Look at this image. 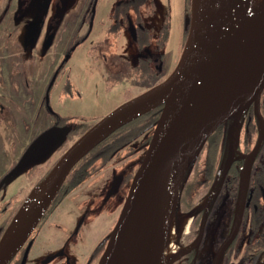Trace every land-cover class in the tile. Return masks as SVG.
<instances>
[{"label":"rangeland","instance_id":"374dc122","mask_svg":"<svg viewBox=\"0 0 264 264\" xmlns=\"http://www.w3.org/2000/svg\"><path fill=\"white\" fill-rule=\"evenodd\" d=\"M94 1L52 0L48 17L45 19L46 26L42 33L38 34V25L44 18L42 16L44 10L39 9V0H0V83L4 85V89L9 88L15 93L21 116L20 132L17 138L11 136L14 135L11 129L4 131L6 130L4 123H0V208L8 204V211L12 208L20 209L31 191L48 178L72 143L101 117L109 114L125 101L164 83L179 63L185 44L184 19L191 17L189 0H151L149 6L152 14L149 10L145 23L155 34H161L164 31L165 43L163 49L158 50L156 42L152 41L141 51L132 29L119 33L115 44L111 38L107 42L104 41V31L107 26L102 23L106 22L104 21L107 19L106 13L108 9H112L117 0H99V14L89 37L83 41L85 35L89 33V18ZM263 5L264 0H256L251 5L250 14L254 15V9ZM142 12L144 13L145 10L143 9ZM47 26H51L49 32L54 33V39L49 46H46ZM101 42H104V46ZM100 43L101 46L98 47L97 44ZM110 44H114L115 48L114 45L107 46ZM113 52L117 59H112ZM140 56L149 59L155 76H148L146 80L137 79L130 73L131 71H128L138 64ZM114 60L119 62L115 63ZM107 68L114 71L120 69L128 74L125 79L117 81L108 76L105 71ZM55 72L59 74L48 94L50 105L61 116L73 117L74 120L53 128L50 134L37 143L8 181L3 183L4 177L19 162L26 148L42 135V132L55 125V119L48 113L45 106L46 90L50 87L49 82L53 79ZM66 81L71 83L72 98L66 97L63 92V84ZM77 92L80 93H78L80 97ZM3 102L13 107L15 104L14 101L3 100ZM5 108L8 109L7 106ZM153 109L161 114V105ZM11 114L17 113L11 111ZM22 119H26L24 123L29 128L26 134ZM155 124L156 120H153L148 129L131 136L130 145H127V149L122 150L118 156L105 163L104 172L101 171L83 183L68 197V200L64 201V206L50 218V225L72 226L82 214L83 210L80 206L85 204V201L95 202L92 198H96L95 203L99 206L101 198L105 196L100 180L104 177H102L103 173L106 175L107 169L116 168L117 173H122L123 170L119 169L122 165L126 170H130L129 177H134L147 152ZM78 125L85 127L83 132L77 136L71 135L72 128ZM238 129V126H234L230 135L232 136ZM204 147L205 145L198 152L193 153L190 165L183 175L172 228L164 245L166 252L189 249L191 244L192 232L190 231L197 220L198 210L201 209L198 206L200 207L204 198H207L205 188L201 186L204 176L197 175L198 167L205 165L207 154ZM130 178L127 179L126 187L121 190V194L115 200L116 221L132 183ZM74 198H78V206L71 203L77 200ZM96 209H100V206ZM229 210L227 209V214ZM64 211L69 214L62 219ZM103 216L100 215L98 222ZM248 222L249 217L245 223L247 228ZM111 225L112 223L103 231H101L102 228H98V231H101L99 238L111 229ZM247 228L244 229V237H247ZM179 245L182 246L179 248Z\"/></svg>","mask_w":264,"mask_h":264},{"label":"flooded vegetation","instance_id":"af4514ba","mask_svg":"<svg viewBox=\"0 0 264 264\" xmlns=\"http://www.w3.org/2000/svg\"><path fill=\"white\" fill-rule=\"evenodd\" d=\"M189 1L192 5V0ZM41 2L42 0H39V9L44 10L41 7ZM98 2L99 0L94 1L89 18V33L85 35L83 41L89 37L96 17L99 14ZM150 2L151 0H117L112 9H108L106 13L107 19L104 20L106 22L102 23L104 26H107L104 31V41L107 42L111 38L114 43L119 33L132 29L138 45L140 42L150 39L156 42L158 50H162L165 42V32L162 31L161 34H155L152 28L145 23L149 10L150 14H152L149 6ZM143 9L145 10L144 13L142 12ZM48 14L45 16L43 11L42 16L44 18L38 25V34H41L44 30L46 26L45 19L48 17ZM185 20L186 17L184 19L186 42L189 28L186 27ZM47 28L46 38L47 41L50 39V42L47 43L46 41V46H49L54 39V33L49 32L51 26H47ZM101 43L103 44L104 42ZM101 43L97 44V46H101ZM148 45H139V51ZM113 47L115 48V45ZM114 56H116L115 52H113L111 57L112 59H117ZM144 60L148 59L140 56L138 64L133 68L137 66L141 67ZM114 62L117 63L119 61L114 60ZM118 70L105 69L108 76L115 78L117 81L125 79L128 73L126 74L120 69ZM58 74L59 72L54 73L53 79L49 82V86L51 85V87L50 89L48 87L45 94L46 110L55 119V127L52 126L44 131H49V134L53 128L60 127V124L74 120L73 117L61 116L50 105L48 94H50ZM3 87L4 85L0 83V110L2 111L0 113V123H4V128L6 129L4 131L11 129L14 133L11 136L17 138L20 132L19 119L21 118L18 101L13 90L9 88L4 89ZM71 87V83L67 81L63 84V92L66 97H73ZM3 100H8V102L14 101V107L8 103L5 104ZM161 107L163 106L161 105ZM4 111L6 112L5 114ZM11 111L17 114H11ZM25 117L27 118L28 116ZM24 120L26 119H22L23 123ZM232 125L233 127L238 126L241 133L236 143L237 149H234L232 162L228 166ZM23 128L26 134L29 128H27L25 123L23 124ZM84 128L82 125L74 126L70 134L77 136L80 132H83ZM108 144L109 142L95 147L84 159L75 164L33 234L8 264H99L107 244V238L116 223L115 200L121 194V190L126 187L127 179L130 178V170H126L121 165L119 169L123 170L122 173H117L116 168L112 170L107 169L106 175L101 173L102 177L104 176L100 181L102 182L105 196L101 198L99 203L100 209H96V207H99L95 203L96 198H92L95 202L87 203L85 201V204L80 206L83 210L82 214L72 226L63 224L50 225V218L58 209L64 206V201L68 200V197L76 189L80 188L83 183L101 171L104 172L105 163L118 156L122 150L127 149L126 146H129L130 142L126 143L123 147L115 149L112 154L110 152V144ZM204 148L207 154L205 165L204 167H198L197 175L201 176L203 174L204 176L201 186L205 188L207 198H204L203 204L200 207L198 206L201 209L198 210L197 220L190 231V233L192 232V239L189 249L176 260L177 262H174L175 264H262L264 260V91L260 96L259 106L256 107L253 104L238 120L235 121L233 119L221 125L209 137ZM252 153L254 154V158L251 166L249 186L245 197L241 198V176L247 163L244 155ZM16 165L17 163L12 169ZM99 165L100 167L98 168ZM118 180L117 191L109 194L113 184ZM131 180H133V176L130 178ZM96 191L98 192V190ZM224 196L225 198H223ZM74 199L77 200L71 203L74 206H78V198ZM7 205H3L0 212V239L7 229L3 230L5 220L13 209L8 211ZM93 206L96 207L93 208ZM243 207L244 211L241 222L238 223L241 208ZM93 209L96 210L93 211ZM227 209L231 210H229V214H227ZM68 214L69 212L64 211L61 218L64 219ZM100 215L104 216L98 222ZM111 216L112 219H110ZM248 217L249 226L247 228L245 223ZM111 223V229L102 238H99L100 232L105 230L104 228L107 226L109 227ZM98 228H102V230L98 231ZM245 228L248 229L247 237H244L243 234ZM231 233H234L233 239L222 250L221 254L218 255L219 249ZM181 246L179 245V248Z\"/></svg>","mask_w":264,"mask_h":264},{"label":"water","instance_id":"95a60500","mask_svg":"<svg viewBox=\"0 0 264 264\" xmlns=\"http://www.w3.org/2000/svg\"><path fill=\"white\" fill-rule=\"evenodd\" d=\"M51 2L52 0H42L41 2V7L44 9L45 16L48 14ZM253 17L255 16L253 15ZM185 23L186 27L189 28V33L181 54V58L172 75L164 83H162L167 84V92L165 100L157 104V106L163 105L160 117L155 124V129L148 145L147 152L141 162L139 169L133 177L120 215L108 236L107 244L100 258L99 264H133L134 256L139 249L138 240L136 238L138 215L158 176L168 165L182 158V153L191 142L195 141L193 153L198 152L200 148L205 145L209 137L221 125L233 119L235 121L238 120L239 117L253 104L257 107L260 96L264 91L263 52L253 81L246 93H242L236 99H233V101L223 100V104L216 107H213V104L212 106L209 105L205 107L198 104H188L187 100L191 93V91L188 89V83L208 42V37L214 25V16L206 11L202 4H199L195 8L194 0H192L191 17H188ZM49 42L50 39L47 41V43ZM160 85L161 84L156 85L144 93L116 107L109 114L97 121L64 152L55 165L53 171L46 179L49 180V183L34 216L24 230L15 247L8 254L0 253V264H8L16 255V253L26 244L30 236L39 225L43 216L49 209L75 164L78 163L83 156L94 149L100 142L106 139L119 127L147 111L140 113L138 116H135L134 118L120 124L111 132H109L105 138L95 144L90 150L82 155H79L82 148L100 131L119 119L142 108L155 96L156 89ZM221 101V99H216V102ZM47 134H49V131L44 132L29 145L27 150L21 156L17 165L4 177L3 183L8 181V179L29 156L41 138ZM233 134L231 136V149L228 158V166L232 162L234 149H236V143L240 134V128ZM182 159L179 161L183 162ZM190 162L191 158L187 167L185 168V172L189 167ZM118 185L119 180L113 184L109 194L115 193L118 189ZM243 211L244 207L241 208L238 223L241 222ZM8 228L9 226L7 229ZM7 229L5 230L4 234L6 233ZM3 236L1 237L0 242ZM233 237L234 233H231V235L219 249L218 255L221 254L222 250L228 245ZM262 264H264V260Z\"/></svg>","mask_w":264,"mask_h":264},{"label":"bare ground","instance_id":"6f19581e","mask_svg":"<svg viewBox=\"0 0 264 264\" xmlns=\"http://www.w3.org/2000/svg\"><path fill=\"white\" fill-rule=\"evenodd\" d=\"M255 2L256 0H194L195 8L202 4L214 16V25L188 83L191 91L188 104L221 106L223 100L233 101L247 92L264 52V5L254 9L253 17L249 11ZM166 92V83L158 86L155 96L142 108L100 131L82 148L79 155L90 150L120 124L155 108L165 100ZM216 99L222 101L216 102ZM194 146L195 141L186 147L182 153L183 159L176 160L162 171L148 193L137 219L136 238L139 249L133 264H171L187 252L188 248L166 252L164 245L172 228L179 186L193 155ZM244 158L247 163L241 176V198L245 197L248 190L254 154L244 155ZM181 159L182 163L179 161ZM48 183L49 180H45L39 184L26 198L0 242V253L8 254L20 240Z\"/></svg>","mask_w":264,"mask_h":264},{"label":"trees","instance_id":"16d2710c","mask_svg":"<svg viewBox=\"0 0 264 264\" xmlns=\"http://www.w3.org/2000/svg\"><path fill=\"white\" fill-rule=\"evenodd\" d=\"M151 41L152 40L149 39L148 41L146 40L145 42H140L139 45L150 44ZM150 63L151 62L149 61V59L144 60L141 67L137 66V67L131 69V74L133 76H135L137 79H144V80H146L148 76L149 77L155 76L154 72H153V67L150 66ZM153 110L154 109L149 110V111L141 114L140 116L136 117L135 119L131 120L130 122L124 124L123 126L118 128L117 130H115L113 133H111L106 139H104L102 142H100L97 146L109 142L111 154L115 149H118L119 147H123L126 143H128L131 140V136H135L137 133L139 134V133L145 131V129L149 126V124H151L153 122V120H156V122H157V120L160 116V112L157 113L156 111H153ZM89 153H87L85 156H83L81 158V160L84 159ZM41 180H42V178H41ZM2 208H0V212L2 211ZM17 210H19V209L18 208L12 209L10 215L5 220L3 230L9 226V224L12 221V217L14 216V214H16L18 212Z\"/></svg>","mask_w":264,"mask_h":264}]
</instances>
